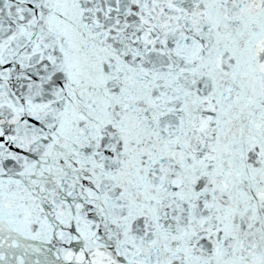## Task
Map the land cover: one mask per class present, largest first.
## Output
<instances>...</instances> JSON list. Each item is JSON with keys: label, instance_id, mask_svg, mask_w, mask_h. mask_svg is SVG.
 Returning <instances> with one entry per match:
<instances>
[{"label": "snow or ice", "instance_id": "snow-or-ice-1", "mask_svg": "<svg viewBox=\"0 0 264 264\" xmlns=\"http://www.w3.org/2000/svg\"><path fill=\"white\" fill-rule=\"evenodd\" d=\"M0 264H264V0H0Z\"/></svg>", "mask_w": 264, "mask_h": 264}]
</instances>
